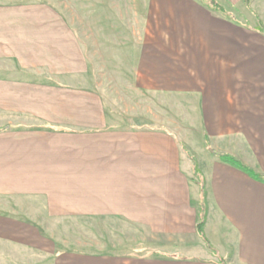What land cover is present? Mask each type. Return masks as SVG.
<instances>
[{"label": "crops", "instance_id": "1", "mask_svg": "<svg viewBox=\"0 0 264 264\" xmlns=\"http://www.w3.org/2000/svg\"><path fill=\"white\" fill-rule=\"evenodd\" d=\"M220 16L199 0L0 4V243L26 264H264V183L208 151L264 177L260 35Z\"/></svg>", "mask_w": 264, "mask_h": 264}, {"label": "rangeland", "instance_id": "2", "mask_svg": "<svg viewBox=\"0 0 264 264\" xmlns=\"http://www.w3.org/2000/svg\"><path fill=\"white\" fill-rule=\"evenodd\" d=\"M25 1H29V0H0V4H8L11 2L14 3L25 2ZM48 1L53 2V0H48ZM199 1L205 2L206 4H208L209 2V0H199ZM215 1L225 9V11L230 15V17H232V19H234L232 21V25L234 27L236 26L239 27L241 25L242 27H244V29L241 30H246L249 28L250 31L257 28L258 25L264 28V0H246L248 2L247 5L246 3L244 4L243 0H215ZM70 10L71 8L68 7L67 8L68 13ZM217 15L221 17L219 13H217ZM222 18L224 21L229 22V19H227L226 17L222 16ZM232 30L234 31L235 28L232 27ZM249 44H251L249 47L252 49L253 53L255 54V58L260 60L259 63L263 65V69H264V36L262 37L260 36L258 37L257 35L254 36L253 41L250 40ZM123 95L125 96L124 93ZM175 110H176L175 111L176 124L179 123L184 127V129L182 128L184 136H182L181 138L183 140H187V139L190 140L192 138V141L194 140L197 142L199 140V136L197 134V129H196L197 126H196V121L193 119V114L191 116L192 117L191 125L187 126V120H182L178 118L179 116L177 115V112H179L181 108L177 102H176ZM182 123H184V125ZM191 146L192 143L191 145H187L186 148L188 147L190 148ZM196 170H198L197 166H196ZM1 202L2 203H0V214L8 215L10 213V208L11 207L14 208L12 202H9L11 204H7L8 203L7 201H1ZM36 259L37 257H35V253H30V252L25 253L22 249H16L14 247H10L5 243H0V264H26L27 261H34Z\"/></svg>", "mask_w": 264, "mask_h": 264}, {"label": "trees", "instance_id": "3", "mask_svg": "<svg viewBox=\"0 0 264 264\" xmlns=\"http://www.w3.org/2000/svg\"><path fill=\"white\" fill-rule=\"evenodd\" d=\"M243 2H244V4L246 3V5L248 4V2L246 0H243ZM207 5H208V8L210 10L221 14L223 17H226L230 21L234 20L225 11V9L221 5H219L215 0H209ZM252 31H254L255 33H257L260 36H264V28L262 26L258 25L257 28L253 29ZM208 149H209V152H210L211 156L216 158V159H218L220 162H222L224 164H227V165H229V166L241 171L242 173L246 174L247 176H249L250 178H252L255 181L264 183V177L256 174L254 171H252L249 167L244 165L237 158H235L233 156H230V155L218 154L217 152L211 150L209 147H208ZM194 173L197 174L196 166H194ZM201 194H202V202H201L200 208H201V213H203L204 212L203 211V209H204V201H203L204 191H203V187H201ZM203 223L204 222H203V217H202L200 219V221L198 222L197 226H196V230H197L198 234L204 239L203 231H202ZM219 264H225V262L223 260H220Z\"/></svg>", "mask_w": 264, "mask_h": 264}]
</instances>
